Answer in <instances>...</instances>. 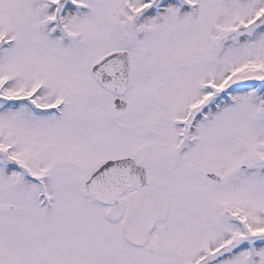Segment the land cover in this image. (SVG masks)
<instances>
[{
  "label": "snow or ice",
  "instance_id": "obj_1",
  "mask_svg": "<svg viewBox=\"0 0 264 264\" xmlns=\"http://www.w3.org/2000/svg\"><path fill=\"white\" fill-rule=\"evenodd\" d=\"M0 264H264V0H0Z\"/></svg>",
  "mask_w": 264,
  "mask_h": 264
}]
</instances>
